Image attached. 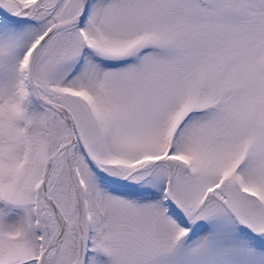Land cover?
Segmentation results:
<instances>
[{
	"label": "snow or ice",
	"instance_id": "6c2138e0",
	"mask_svg": "<svg viewBox=\"0 0 264 264\" xmlns=\"http://www.w3.org/2000/svg\"><path fill=\"white\" fill-rule=\"evenodd\" d=\"M0 264H264V0H0Z\"/></svg>",
	"mask_w": 264,
	"mask_h": 264
}]
</instances>
